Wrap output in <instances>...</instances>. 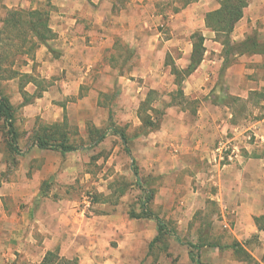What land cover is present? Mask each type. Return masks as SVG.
<instances>
[{
    "label": "rangeland",
    "instance_id": "1",
    "mask_svg": "<svg viewBox=\"0 0 264 264\" xmlns=\"http://www.w3.org/2000/svg\"><path fill=\"white\" fill-rule=\"evenodd\" d=\"M184 1L154 2L150 9L161 15L158 19H120L124 29L118 27L117 34H111V47L91 52L81 79L70 77L69 82L58 69L57 51L44 45L31 49L25 27L2 28L3 19L25 17L17 13L28 10L47 12L51 28L56 0H0V57H6L0 63V97L13 107L20 151H12L0 119L1 222L11 218L37 224L45 212L56 210L66 219L72 216L77 225L90 227L98 221L108 229L99 240V256L113 264H248L225 247L233 242L250 255L251 264H264V231L255 223L250 227L234 210L224 189L238 184L222 182L224 169L231 164L220 168L212 157L217 142L231 137L234 126L242 129L235 132L238 136L263 116L264 57L248 59L244 75L249 87L262 92L260 99L257 95L232 101L227 85L235 88L237 82L225 78L219 53L211 50L216 45L207 42L202 70L213 77L214 87L206 88L204 81L194 93L183 82L184 97H178L171 66L180 68L181 48L188 34L197 32L191 22L187 25L176 17ZM28 49L30 53L24 54ZM149 90L154 99L146 113L159 128L144 133L138 110ZM198 111L209 115L213 129L206 132L204 150L188 154L183 151L190 140L187 127H192ZM58 122L77 150L61 154L35 144L44 128ZM216 123L222 124L220 129ZM260 128L264 135V123ZM116 130L123 133L126 144ZM252 146L251 152L264 153V143ZM241 152L249 153L245 148ZM148 193L146 209L170 231L156 240L155 219L133 216L142 213ZM202 243L213 245H189ZM16 260L15 264H34Z\"/></svg>",
    "mask_w": 264,
    "mask_h": 264
},
{
    "label": "crops",
    "instance_id": "2",
    "mask_svg": "<svg viewBox=\"0 0 264 264\" xmlns=\"http://www.w3.org/2000/svg\"><path fill=\"white\" fill-rule=\"evenodd\" d=\"M156 1L158 0H56L57 8L53 12L54 25L51 26L55 37L53 40H49L45 47L48 50L54 49L58 52L56 62L60 66L58 68L57 65V68L64 71L69 82L70 77L73 80H80V76L84 74L81 73L84 68L83 64H88L90 61V53L93 51L101 52L111 47V34L112 36L117 34L118 27L123 28V24H119L120 19L129 20L136 16L139 18L151 16L158 19L161 16L157 13L155 15V12L150 9ZM218 7V0H193L185 6L182 5L176 17L184 18V24L188 25V22H191L194 26L192 30L203 35L205 46L203 58L208 54L207 42L216 45L211 50L216 55L219 53L218 65L221 66L223 61L220 56L222 47L215 40V33L208 29L204 23L205 14ZM109 23H112V26ZM181 29L184 32L183 26ZM186 29L189 33V28ZM255 31H260L257 34L264 38V0H248V5L243 11L242 18L236 23L231 38L234 41H242L246 35ZM187 37L186 45L181 48L183 53L182 63L179 64L180 68L186 67L191 52L189 34ZM257 56L264 57L262 55H243L226 69L227 76L225 78L229 77L232 82H237L235 88L227 85L229 94L233 95L232 97L250 100L251 96H254L252 95L253 92H260L255 87H249L251 82L244 76L248 59ZM204 63L206 61L202 59L198 68L184 80V83L189 88L191 87V91L194 93L198 86L203 85L204 81V84L208 81L204 85L206 88L214 87L213 77L210 79L207 72L205 74V70H202ZM199 90L202 91L200 88ZM262 105L264 110V99H262ZM262 115L247 127L254 129L255 133L264 139V135L260 134L263 131L260 126L264 123V111ZM208 116L205 111H198V117L192 127H187L190 140L184 145L183 151L186 153L193 154L195 153L194 149L197 148L201 149L199 151L204 150L202 143L206 132L213 129L212 122L207 119ZM216 124L220 129L222 124ZM238 129L241 128L234 126L231 130ZM252 145L254 144H244L249 153L243 154L241 152L240 157L227 166L222 175L223 184L228 180L238 184L234 188H225L224 195L226 198L229 197L228 200L232 202L231 204L234 205V210L239 213V216L243 214L250 227L254 224V217L264 214V153L259 152L258 154L253 150L251 152L249 148L254 149ZM198 154L201 155L202 153ZM25 222L24 220L21 223L11 218L5 222L0 221V251L2 252L0 264L18 263L17 257L27 262L39 264L47 251L56 249L60 256L76 259L77 264H113L111 260L106 262L105 257L99 256L97 250L100 238L108 231L103 223L97 221L90 227L77 225L72 216L66 219V215L59 210L50 214L45 212L43 217L36 221L37 224L29 223L30 221L28 224ZM237 222L241 223L240 218ZM110 229L112 230L113 227L110 226ZM255 230L257 229L255 228ZM37 254L38 259L36 260Z\"/></svg>",
    "mask_w": 264,
    "mask_h": 264
},
{
    "label": "trees",
    "instance_id": "3",
    "mask_svg": "<svg viewBox=\"0 0 264 264\" xmlns=\"http://www.w3.org/2000/svg\"><path fill=\"white\" fill-rule=\"evenodd\" d=\"M192 2V0H185L183 6ZM219 7L215 10L208 11L204 16L205 26L215 33V40L221 45L222 57V70H226L231 66L238 57L243 55H262L264 56V38H261L257 32H252L245 36L242 41H234L231 38V34L236 23L242 18L243 11L248 5V0H218ZM24 14L25 17L19 15ZM19 17L10 15L9 17L2 20V28L8 31L17 29V26L20 25L21 28H27L31 37L30 48H37L39 45L47 46L48 41L55 37L51 28L48 25L49 18L48 13L43 10H28L25 13H17ZM191 41V52L189 55L188 63L184 68H177L174 64L171 66V73L174 75V82L177 86V95L178 97H184L182 92V84L184 80L190 76L200 65L204 52V37L200 32H193L190 35ZM2 45V40L0 39V47ZM6 45H10L6 43ZM30 49L24 51V54H29ZM30 58H33L31 56ZM6 59L0 57V63ZM23 78L29 77L26 74H23ZM262 92H253L252 95L261 96ZM153 90H149L146 93V96L142 102H140L138 110V118L141 122L142 132L148 133V131L156 130L159 128L158 122H153L146 113L150 109L151 103L154 98H152ZM232 101H238L236 97L231 98ZM264 99V95L263 98ZM0 119L3 120L7 134L9 135L10 147L12 151L16 154H19L20 151L17 147V138L18 134L15 130L14 119H13V107L9 104L8 99L5 97H0ZM62 123H54L50 126L44 128L41 134L35 137V144L42 149L50 148L58 150L61 154L68 152H73L77 150V147L73 146L68 142V137L62 129ZM116 133L122 139L124 144H126V139L123 133L119 130H116ZM104 135L100 136L102 139ZM127 152L129 150L127 149ZM132 171L135 176L138 177V169L132 163ZM149 192V191H148ZM150 196L146 197L145 202H143L141 208L142 213L139 215H133L135 217H152L156 221L157 225V236L154 240L158 239L159 236H162L163 233H170L167 229V226L154 214L149 212L145 204L149 201ZM254 223L259 231H264V214L261 216L254 217ZM192 248H199L201 246H212L213 244H189ZM233 250L235 253L240 254V260L251 264L252 258L250 255L244 251L239 242H233L230 246H225ZM191 259H194V256L191 255ZM39 264H77L76 259H67L59 255L58 250L47 251L42 257Z\"/></svg>",
    "mask_w": 264,
    "mask_h": 264
},
{
    "label": "built area",
    "instance_id": "4",
    "mask_svg": "<svg viewBox=\"0 0 264 264\" xmlns=\"http://www.w3.org/2000/svg\"><path fill=\"white\" fill-rule=\"evenodd\" d=\"M236 131L231 137L219 140L213 150V163L220 168L237 160L241 155V150L245 148L244 144H262L264 142V139L258 136L252 128L245 127L238 136H235Z\"/></svg>",
    "mask_w": 264,
    "mask_h": 264
}]
</instances>
